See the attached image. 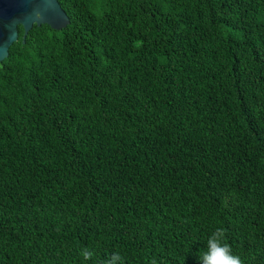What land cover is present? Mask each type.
<instances>
[{"label": "trees", "instance_id": "1", "mask_svg": "<svg viewBox=\"0 0 264 264\" xmlns=\"http://www.w3.org/2000/svg\"><path fill=\"white\" fill-rule=\"evenodd\" d=\"M58 2L0 61V264H198L216 228L264 264V0Z\"/></svg>", "mask_w": 264, "mask_h": 264}, {"label": "water", "instance_id": "2", "mask_svg": "<svg viewBox=\"0 0 264 264\" xmlns=\"http://www.w3.org/2000/svg\"><path fill=\"white\" fill-rule=\"evenodd\" d=\"M69 19L55 0H0V61L9 55L10 46L19 39V26L24 38L35 25H47L59 31Z\"/></svg>", "mask_w": 264, "mask_h": 264}, {"label": "clouds", "instance_id": "3", "mask_svg": "<svg viewBox=\"0 0 264 264\" xmlns=\"http://www.w3.org/2000/svg\"><path fill=\"white\" fill-rule=\"evenodd\" d=\"M55 0H52L54 4ZM80 255L85 261L93 258L94 252L88 248L81 249ZM103 264H125L124 257L119 253H113ZM155 264V260L151 262ZM198 264H243L240 257L233 253L227 242L226 230L216 228L206 241V250L199 253Z\"/></svg>", "mask_w": 264, "mask_h": 264}, {"label": "flooded vegetation", "instance_id": "4", "mask_svg": "<svg viewBox=\"0 0 264 264\" xmlns=\"http://www.w3.org/2000/svg\"><path fill=\"white\" fill-rule=\"evenodd\" d=\"M57 2H58V0H56ZM59 3V2H58ZM60 5V4H59ZM20 26H22V25H20ZM20 26H19V28H20ZM23 27V26H22ZM24 29V28H23Z\"/></svg>", "mask_w": 264, "mask_h": 264}]
</instances>
